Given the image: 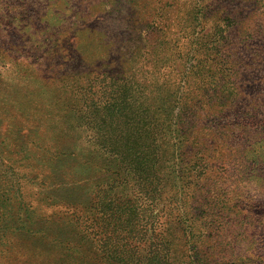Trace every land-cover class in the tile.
Listing matches in <instances>:
<instances>
[{
	"label": "rangeland",
	"instance_id": "1",
	"mask_svg": "<svg viewBox=\"0 0 264 264\" xmlns=\"http://www.w3.org/2000/svg\"><path fill=\"white\" fill-rule=\"evenodd\" d=\"M183 56L234 93L185 149L200 258L264 264V0H0V264H87L78 214L112 177L76 106L129 59L166 78Z\"/></svg>",
	"mask_w": 264,
	"mask_h": 264
},
{
	"label": "trees",
	"instance_id": "2",
	"mask_svg": "<svg viewBox=\"0 0 264 264\" xmlns=\"http://www.w3.org/2000/svg\"><path fill=\"white\" fill-rule=\"evenodd\" d=\"M134 61L98 78L76 106L79 124L70 125L87 127L93 159L112 177L98 182L78 214L79 238L90 245L87 264H205L194 234L200 220L187 196L194 171L184 166L191 160L185 149L198 144L190 135L204 120L200 105L218 107L234 93L222 88L227 82L209 87L218 80L202 76V60L176 59V74L166 78L145 74Z\"/></svg>",
	"mask_w": 264,
	"mask_h": 264
}]
</instances>
